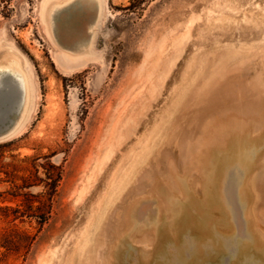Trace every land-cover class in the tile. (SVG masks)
<instances>
[{
	"label": "rangeland",
	"instance_id": "374dc122",
	"mask_svg": "<svg viewBox=\"0 0 264 264\" xmlns=\"http://www.w3.org/2000/svg\"><path fill=\"white\" fill-rule=\"evenodd\" d=\"M100 3L0 5V264H264V0Z\"/></svg>",
	"mask_w": 264,
	"mask_h": 264
},
{
	"label": "bare ground",
	"instance_id": "6f19581e",
	"mask_svg": "<svg viewBox=\"0 0 264 264\" xmlns=\"http://www.w3.org/2000/svg\"><path fill=\"white\" fill-rule=\"evenodd\" d=\"M100 2L99 14L97 12L99 17L96 23L100 20L102 13V0H100ZM56 6L58 7V5ZM91 44L92 40L88 44L89 50L87 53L69 54L67 52H62L58 54V61L63 67L68 69L81 67L87 60L88 55L92 53L90 48ZM6 72L11 74L15 81L4 79L3 75ZM32 91L33 85L31 76L17 61H11L9 65L5 67L0 66V101L7 102L9 104V110L12 111L16 109L19 112V116L15 122L6 132L0 134V137L7 133L13 134L22 126L30 110Z\"/></svg>",
	"mask_w": 264,
	"mask_h": 264
},
{
	"label": "trees",
	"instance_id": "16d2710c",
	"mask_svg": "<svg viewBox=\"0 0 264 264\" xmlns=\"http://www.w3.org/2000/svg\"><path fill=\"white\" fill-rule=\"evenodd\" d=\"M10 0H0V5H2V7L4 9H7V5L9 4Z\"/></svg>",
	"mask_w": 264,
	"mask_h": 264
},
{
	"label": "water",
	"instance_id": "95a60500",
	"mask_svg": "<svg viewBox=\"0 0 264 264\" xmlns=\"http://www.w3.org/2000/svg\"><path fill=\"white\" fill-rule=\"evenodd\" d=\"M3 119H4V118H3V115H0V122H1ZM0 131H1L0 133H2L3 130L0 129Z\"/></svg>",
	"mask_w": 264,
	"mask_h": 264
}]
</instances>
